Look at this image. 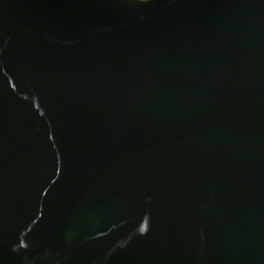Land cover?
Returning <instances> with one entry per match:
<instances>
[{"label": "water", "instance_id": "95a60500", "mask_svg": "<svg viewBox=\"0 0 264 264\" xmlns=\"http://www.w3.org/2000/svg\"><path fill=\"white\" fill-rule=\"evenodd\" d=\"M0 264H264V0H0Z\"/></svg>", "mask_w": 264, "mask_h": 264}]
</instances>
